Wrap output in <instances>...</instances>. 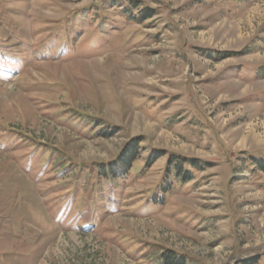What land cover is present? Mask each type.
<instances>
[{
	"label": "rangeland",
	"instance_id": "374dc122",
	"mask_svg": "<svg viewBox=\"0 0 264 264\" xmlns=\"http://www.w3.org/2000/svg\"><path fill=\"white\" fill-rule=\"evenodd\" d=\"M128 1L0 0V264H264V0Z\"/></svg>",
	"mask_w": 264,
	"mask_h": 264
},
{
	"label": "trees",
	"instance_id": "16d2710c",
	"mask_svg": "<svg viewBox=\"0 0 264 264\" xmlns=\"http://www.w3.org/2000/svg\"><path fill=\"white\" fill-rule=\"evenodd\" d=\"M118 2V0H112V5H116ZM126 4V6L123 8V13H130L131 10H137V4L134 3L133 1L129 0L128 2H124ZM152 16V15H151ZM41 147H46V146H41ZM125 151H122L119 156L117 157V159H115L114 161H108V162H99V163H80L78 164L80 168L78 175L83 172L86 171L92 174H89V176L92 177V175L96 176L97 179H99V177L102 178H106V177H110L112 180L116 179L117 177H119L120 172L118 171V168H124L125 171H127L126 166L131 165L135 160H137L140 156L139 154H137V150L132 148V145H129L127 148L125 147ZM53 150L54 149L53 147ZM45 152V151H44ZM126 152V153H125ZM55 153V152H53ZM155 157L150 158V161L147 160L146 165H152L154 162L153 161ZM40 164H46L47 161H43L40 160L39 161ZM69 161L64 159V164L66 165V169L67 170L69 168ZM259 163V162H258ZM196 164L192 159H174V157H170L167 161V164L165 166V174L162 180V184L159 187V189L157 191H155L153 193L152 196V204L149 205H154V206H159V205H165L167 202V198L169 196V193L175 188V186L177 185L178 182H176V180H179L180 183H183L185 181H188L189 179H191V177L189 176L191 170L188 169V167L186 166H190V167H196ZM259 166L257 163L255 165V168ZM263 166V165H262ZM94 170L96 172H94ZM94 172V173H93ZM127 172H125L126 174ZM188 174V175H187ZM75 183H73V185L71 184L69 187L72 189V191H76V186L78 185L77 182L78 180L74 181ZM74 186V189L72 188ZM82 193H78V196L76 198L77 201L75 202L77 211L79 209V211L81 213H83L84 211H86V208H84L85 204H88L90 202H92L93 200H91L90 197H88L87 199L85 198V190L81 191ZM54 196V194H53ZM54 199L56 200L57 198L54 197ZM84 216V215H83ZM163 262L165 264H176L175 262H178L176 260H173L171 257L168 256V254H164L162 256Z\"/></svg>",
	"mask_w": 264,
	"mask_h": 264
}]
</instances>
